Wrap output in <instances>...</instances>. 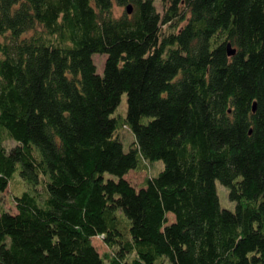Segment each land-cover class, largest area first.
Wrapping results in <instances>:
<instances>
[{
    "label": "trees",
    "instance_id": "1",
    "mask_svg": "<svg viewBox=\"0 0 264 264\" xmlns=\"http://www.w3.org/2000/svg\"><path fill=\"white\" fill-rule=\"evenodd\" d=\"M161 3L0 0V264H264V0Z\"/></svg>",
    "mask_w": 264,
    "mask_h": 264
},
{
    "label": "rangeland",
    "instance_id": "2",
    "mask_svg": "<svg viewBox=\"0 0 264 264\" xmlns=\"http://www.w3.org/2000/svg\"><path fill=\"white\" fill-rule=\"evenodd\" d=\"M156 7L161 10L162 3L161 0H154ZM124 9V5H118L114 2L113 4V13L119 14ZM105 54L102 52H93L92 57L96 64V69L100 71L102 69V64L104 60ZM126 112V93L123 91L120 96V100L115 106L113 110V114L117 115L118 117H122ZM117 135L119 136L122 146L124 149L129 147L130 141L133 139L134 135L132 130L127 126H118L117 128ZM3 143L7 146L14 143L13 139L7 138L3 136ZM163 165V162L160 158L154 159L148 168L136 169L130 168L125 173L124 176L135 186H139L143 183L144 177L148 174H153L158 171V169ZM10 185H7L5 189L2 191V203L4 206L10 210H14V198L13 193L19 192L20 189L26 187V184L20 178L18 170H15L10 177ZM216 190L218 193L219 204L221 206L234 208L235 207V199L229 198L227 193V186L220 182L217 178L215 179ZM37 192H39V197L43 196V188L42 184L38 183L35 187ZM170 217V213H169ZM93 242L95 243L96 247L100 252L108 251V246L100 239L98 236H94L92 238Z\"/></svg>",
    "mask_w": 264,
    "mask_h": 264
},
{
    "label": "water",
    "instance_id": "3",
    "mask_svg": "<svg viewBox=\"0 0 264 264\" xmlns=\"http://www.w3.org/2000/svg\"><path fill=\"white\" fill-rule=\"evenodd\" d=\"M126 9L128 12L131 10V4L130 3L126 4ZM226 49H227L228 53H232L235 50L234 46H232L229 41L226 42Z\"/></svg>",
    "mask_w": 264,
    "mask_h": 264
}]
</instances>
